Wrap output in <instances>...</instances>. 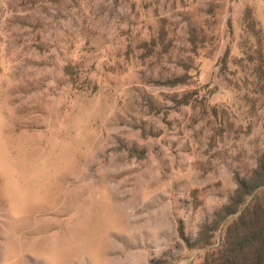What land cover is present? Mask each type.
Listing matches in <instances>:
<instances>
[{"label": "rangeland", "instance_id": "rangeland-1", "mask_svg": "<svg viewBox=\"0 0 264 264\" xmlns=\"http://www.w3.org/2000/svg\"><path fill=\"white\" fill-rule=\"evenodd\" d=\"M261 159L264 0H0V264H201Z\"/></svg>", "mask_w": 264, "mask_h": 264}, {"label": "trees", "instance_id": "trees-1", "mask_svg": "<svg viewBox=\"0 0 264 264\" xmlns=\"http://www.w3.org/2000/svg\"><path fill=\"white\" fill-rule=\"evenodd\" d=\"M184 82L185 79L180 78L170 84ZM189 102L185 98V103ZM263 189L264 159H261L253 175L239 181V187L229 205L216 214L211 224L202 229L197 245L210 249L201 264H264ZM232 216L238 217L227 226L222 245L215 248L212 243L215 233Z\"/></svg>", "mask_w": 264, "mask_h": 264}]
</instances>
